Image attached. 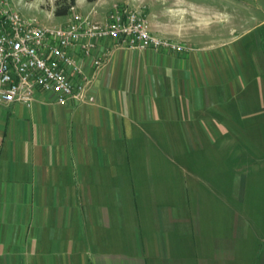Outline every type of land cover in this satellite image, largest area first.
<instances>
[{
    "label": "crops",
    "instance_id": "1",
    "mask_svg": "<svg viewBox=\"0 0 264 264\" xmlns=\"http://www.w3.org/2000/svg\"><path fill=\"white\" fill-rule=\"evenodd\" d=\"M145 1L151 33L184 43L186 50L101 39L93 54L109 53L105 65L81 59L92 103L59 104L37 91L30 107L15 101L0 109V264H240L238 208L220 212L215 229L200 223L194 231L191 195L177 210L180 205L167 203L173 196L154 189L158 171L170 170L161 166L159 152L173 151L174 139L233 132L231 120L263 109L254 100L244 109L232 97L243 69L239 52L229 46L240 35L227 45L209 44L201 29L178 37L176 27L161 22L169 10ZM139 2L75 0L73 11L104 22L113 5L138 8ZM28 5L43 12L42 24L69 20L70 13L54 14L53 0ZM254 158L264 166V157ZM236 161L247 168L243 158ZM241 183L238 191L232 183L237 193L226 200L240 197ZM222 188L216 198L224 205Z\"/></svg>",
    "mask_w": 264,
    "mask_h": 264
},
{
    "label": "rangeland",
    "instance_id": "2",
    "mask_svg": "<svg viewBox=\"0 0 264 264\" xmlns=\"http://www.w3.org/2000/svg\"><path fill=\"white\" fill-rule=\"evenodd\" d=\"M14 1L23 14L35 16L42 22L40 18L43 12L30 9L29 0ZM43 1L46 4L52 3V0ZM151 1H158L161 9L169 10L172 15L167 14L161 22L165 27H176L178 37L201 29V35L207 38L209 44L227 45L231 40H236L237 34L240 35L229 46L230 50L239 52L243 69L240 78L235 80L237 89L235 88L236 94L232 97L239 98L241 104H245L244 109L248 108L247 104L252 100L258 103L255 105L256 109L260 106L263 108L257 110L256 116L241 119L237 115L240 120L230 122L237 129L233 132L216 133L214 137L202 141L197 138L174 139L171 146L173 151L170 149L166 155L159 152L161 166L168 165L170 170L158 171L154 189L159 196H173L172 201L167 203L176 207L180 205L181 209L177 207V210H182V206L187 205L185 196L191 195L193 201L190 216L194 217L192 222L196 220L193 229L200 223L204 227L207 225L208 228L215 229L216 224L220 226V223H216L220 212L226 215L227 209H232V205L238 208L241 238L236 258L239 257L240 264H264V166L260 160H254V157H264V23L259 26V21L264 19V0H149ZM145 2L143 0L139 4L145 5ZM146 11L145 8L144 12ZM155 12L156 10L152 11ZM199 17L203 19H196ZM223 96L230 98L231 95L225 93ZM225 110L231 112V107ZM221 150L223 155L217 154ZM237 156L244 159V165H247L244 170H241L243 165L236 161ZM221 157L222 160H219ZM238 165L241 166L237 167ZM234 182L237 183V191L239 182H242L245 189L240 192V197L226 200L227 194L233 192ZM167 184L170 185V191L167 190ZM222 186L224 205L216 198V192L220 193ZM218 220L222 218L218 217ZM227 223V218H224L223 226Z\"/></svg>",
    "mask_w": 264,
    "mask_h": 264
},
{
    "label": "built area",
    "instance_id": "3",
    "mask_svg": "<svg viewBox=\"0 0 264 264\" xmlns=\"http://www.w3.org/2000/svg\"><path fill=\"white\" fill-rule=\"evenodd\" d=\"M17 5L14 0H0V109L15 101L30 107L37 91L59 104L92 103L90 77L81 59H90L94 67L105 65L109 53L93 54L101 39L117 38L121 45L139 49L181 52L187 48L151 33L145 5L115 4L104 22L72 9L69 20L60 25L42 24Z\"/></svg>",
    "mask_w": 264,
    "mask_h": 264
},
{
    "label": "trees",
    "instance_id": "4",
    "mask_svg": "<svg viewBox=\"0 0 264 264\" xmlns=\"http://www.w3.org/2000/svg\"><path fill=\"white\" fill-rule=\"evenodd\" d=\"M56 16L68 15L75 6V0H53Z\"/></svg>",
    "mask_w": 264,
    "mask_h": 264
}]
</instances>
